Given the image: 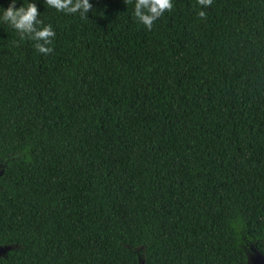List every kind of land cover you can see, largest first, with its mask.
I'll return each mask as SVG.
<instances>
[{
	"label": "trees",
	"instance_id": "obj_1",
	"mask_svg": "<svg viewBox=\"0 0 264 264\" xmlns=\"http://www.w3.org/2000/svg\"><path fill=\"white\" fill-rule=\"evenodd\" d=\"M34 2L50 55L0 23V264L264 256V0H172L152 31L135 0Z\"/></svg>",
	"mask_w": 264,
	"mask_h": 264
},
{
	"label": "clouds",
	"instance_id": "obj_2",
	"mask_svg": "<svg viewBox=\"0 0 264 264\" xmlns=\"http://www.w3.org/2000/svg\"><path fill=\"white\" fill-rule=\"evenodd\" d=\"M131 3L132 0H125ZM202 8L210 7L213 0H196ZM44 3L59 13L65 15L79 14L81 19H88L87 14L93 5L89 0H44ZM17 0H11L7 9L0 8V23L12 28L21 41L34 42L36 51L43 55H50L54 48L51 47L56 33L51 24L45 25L39 19L40 13L34 2H23L22 6L16 7ZM174 8L172 0H135L133 15L136 21L148 31H152L155 22L162 18L165 12H171ZM198 18L206 19L204 11L198 12Z\"/></svg>",
	"mask_w": 264,
	"mask_h": 264
},
{
	"label": "water",
	"instance_id": "obj_3",
	"mask_svg": "<svg viewBox=\"0 0 264 264\" xmlns=\"http://www.w3.org/2000/svg\"><path fill=\"white\" fill-rule=\"evenodd\" d=\"M2 174V172L0 173ZM18 248L16 245L8 244L0 246V257H6L8 252ZM251 252L247 256V264H264L263 254L254 246L250 247ZM139 264H142L139 262Z\"/></svg>",
	"mask_w": 264,
	"mask_h": 264
},
{
	"label": "rangeland",
	"instance_id": "obj_4",
	"mask_svg": "<svg viewBox=\"0 0 264 264\" xmlns=\"http://www.w3.org/2000/svg\"><path fill=\"white\" fill-rule=\"evenodd\" d=\"M252 245H253V244H250V245L248 246L247 256H248V254L251 252L250 247H251ZM141 263H142V262H141Z\"/></svg>",
	"mask_w": 264,
	"mask_h": 264
}]
</instances>
